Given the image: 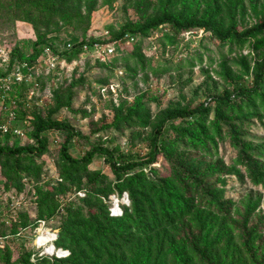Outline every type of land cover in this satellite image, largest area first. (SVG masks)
<instances>
[{"label": "rangeland", "instance_id": "374dc122", "mask_svg": "<svg viewBox=\"0 0 264 264\" xmlns=\"http://www.w3.org/2000/svg\"><path fill=\"white\" fill-rule=\"evenodd\" d=\"M9 2L0 0V66L19 41H35L38 34L55 32L67 43L115 40L124 26L163 15L186 23H212L223 33L264 22V0H70L64 10L67 17H75L54 18L48 27H35L8 10ZM263 65L264 31L240 43L203 28L176 29L170 24L115 45L111 54L104 49L74 57L46 52L30 66L25 96L9 98L7 104L0 100V126L22 133L0 134L1 144L35 147L29 133L38 118H49L77 132L69 150L73 157L100 147L140 159L148 154L153 130L168 112L203 104L208 111L199 121L168 124L162 152L144 173L152 180L171 175L164 156L170 154L200 176L201 183L215 187L221 195L220 212L226 214L205 211L204 226L187 219L146 238L135 236L131 245H139L132 251L142 256L138 263L130 251L108 255L104 261L264 264V183L249 180L236 145H244L246 153L264 166V103L244 96L223 108L213 100L232 96L235 84L253 82ZM18 77L23 80L14 71L0 80V98L13 90ZM63 136L59 131L44 132L46 148L41 154L19 162L0 160V264H94L91 256L74 252L70 241L63 243V228L89 226L88 201L96 198L108 214L126 197L128 205H120L122 217L130 207L127 192L111 193L118 180L101 156L76 169L64 166ZM201 196L197 200L207 204ZM77 212L85 217L77 219ZM43 230L57 235L53 245L66 251L65 258L40 256L35 240ZM80 236L82 231L74 238ZM91 238L92 233L84 236L85 241ZM158 246L163 247L160 254Z\"/></svg>", "mask_w": 264, "mask_h": 264}, {"label": "trees", "instance_id": "16d2710c", "mask_svg": "<svg viewBox=\"0 0 264 264\" xmlns=\"http://www.w3.org/2000/svg\"><path fill=\"white\" fill-rule=\"evenodd\" d=\"M69 1L10 0L7 8L10 11L18 12V15L25 16L35 27H38V24L48 27L54 18L65 19L67 17L64 9ZM75 16L74 13L68 14V17L71 18ZM68 17L66 19H70ZM164 24H170L176 29L203 28L222 40L232 38L240 43H244L264 31V22L258 23L242 32L231 27L227 32L223 33L212 23H186L171 15H163L147 19L140 25L124 26L116 34L115 39L124 35H130L134 38L139 35H146ZM54 33L38 34L35 41H19L8 53L7 63L0 66V80L7 79L14 71L24 77H30V66L46 52L53 56L74 57L86 53L84 47L91 48L97 41L94 38H90L83 39L81 42L67 43ZM263 77L264 65L257 69L253 82L235 84L232 96L214 97L213 100L220 105L218 107L223 108L232 107L237 99L244 96L260 101L263 104ZM27 78L21 82H16L13 90L3 92L0 100L7 104L9 98L24 97L27 92L26 84L29 82ZM207 111L208 108L201 104L191 110L178 109L168 112L153 130L148 154L140 159L117 155L106 148L100 147L93 148L80 158L73 157L69 150L72 140L77 136V132L67 123L53 121L49 118L46 120L38 118L33 131L29 133L30 139L35 141L36 146L8 147L2 145L0 140V160L19 162L24 157L41 154L46 148V143L41 136L47 131L63 133L60 159L64 166L68 168L76 169L89 165L96 156H101L118 180L115 184L116 189L112 190L111 193L121 194L122 192H127L130 199V207L124 211L123 217L112 218L99 198L94 199L93 202L88 201L91 212H88L89 216L86 221L91 222L88 224L89 226H81L79 224L78 228H72V230L70 227H65L60 237L63 239V243L70 241L68 246H76L74 252H78L79 256H82V254L91 256V259L95 262L94 264H107L106 260L104 261L106 256L116 253L124 255L125 251H130L131 254L137 256L136 262L138 263L142 260V256L132 251L139 249V245L138 247H132L131 245L135 236L146 238L156 230L167 228L168 226L174 227L176 223H182L187 219L196 220L204 226L205 211L212 213L217 210L218 212L216 213L226 214L225 212H220L222 206L217 200L221 195H218L215 187L201 183V177L182 164L178 158H174L170 154H164L170 164L171 171V175L167 177H159L152 180L144 173L145 169H150V166L156 163L158 154L162 152V144L168 124L178 120L197 122L204 117ZM8 136L9 134H6V137ZM236 145L240 148V163L249 173V180L255 185L263 184L264 166L246 153L244 145L239 144V142H236ZM241 178L243 179V175ZM200 194L202 195L201 199L209 201L207 204L197 200ZM74 216L77 219L85 217L81 212H77ZM81 231L83 236L76 238V240L74 235ZM90 233H92L93 238L85 241L84 236ZM157 239L159 242L161 241V238L157 237ZM83 247H86V249L81 250ZM157 248L158 253H162L163 247L158 246ZM142 252L146 253L147 250L144 249ZM149 254L151 256L150 251ZM88 260L90 259H85V261ZM83 264L85 263L83 262Z\"/></svg>", "mask_w": 264, "mask_h": 264}, {"label": "built area", "instance_id": "2783aa9c", "mask_svg": "<svg viewBox=\"0 0 264 264\" xmlns=\"http://www.w3.org/2000/svg\"><path fill=\"white\" fill-rule=\"evenodd\" d=\"M103 37H105V36H103ZM133 38L134 37H132L130 35H124L123 37L115 39V40H109L108 38H102V40H97L92 45L91 48H88L85 46L84 50L87 53L89 51H93L94 49L95 50L104 49V50H108V53L111 54L114 52L115 45L132 42ZM17 74L19 75V73H17ZM22 77H23V79L27 78V77L24 78V76H22ZM18 80H19V82L22 81L19 79V77H18ZM0 133L2 135H6V134L21 135L22 134L19 130L10 129L9 127H7L5 125L0 126ZM120 205H122V206L128 205L127 197L122 201L121 204H118L117 202L114 203L113 209H110V213H109L110 217L118 218V217L122 216V211L120 209ZM56 239H57V235L55 233H49L46 230H43L40 232L39 236L35 240V247L37 248L38 251H40V256H43V255L50 256V257L55 256L58 259L66 257V255H67L66 251H62L61 249H57L54 247L53 242L56 241Z\"/></svg>", "mask_w": 264, "mask_h": 264}]
</instances>
